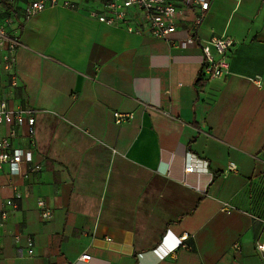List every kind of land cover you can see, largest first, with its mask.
I'll return each mask as SVG.
<instances>
[{"label":"crops","instance_id":"obj_1","mask_svg":"<svg viewBox=\"0 0 264 264\" xmlns=\"http://www.w3.org/2000/svg\"><path fill=\"white\" fill-rule=\"evenodd\" d=\"M208 1L189 43L193 9L156 39L91 17L105 0L27 20L17 0L10 102L34 111L36 144L0 170L15 202L0 264H264V0ZM215 36L236 43L208 80L197 40ZM8 83L1 71L0 97Z\"/></svg>","mask_w":264,"mask_h":264},{"label":"built area","instance_id":"obj_2","mask_svg":"<svg viewBox=\"0 0 264 264\" xmlns=\"http://www.w3.org/2000/svg\"><path fill=\"white\" fill-rule=\"evenodd\" d=\"M84 0H25L21 10L24 20L48 9L56 7H66L79 9ZM181 4H176L171 0H105L104 10L99 13L96 9L89 10L91 17L100 22L113 26H124L127 31L148 33L156 39H169L176 31V18L178 15L186 13L189 9L195 11L191 22L188 42H194V33L202 24L206 12L209 8L208 0H179ZM5 5L0 14V72L4 71L9 76V83L5 87V92L0 97V170L6 166H18L25 159H30L35 147V114L30 108L24 105H13L10 102L11 90L18 85V77L15 73V50L23 47L19 36L15 31L17 0H5ZM236 41L228 36H215L207 40H197V45L201 49L202 77L210 80L225 76L228 73L229 62L228 53ZM117 122H121L125 117L132 118V115H122L113 113ZM25 143L20 146V142ZM40 164L32 165V171H39ZM230 170L235 169L234 163L228 165ZM192 167L186 168L191 170ZM26 171L23 176H27ZM16 189V188H15ZM19 191H15L14 197L20 198ZM15 207L12 199H0V227L9 215L10 208ZM40 209V216L43 220L50 218V212L45 207L43 200L37 201ZM186 235L178 238L176 244L184 245ZM0 233V249H1ZM28 246L32 245L30 237L27 238ZM175 244V245H176ZM255 249L264 257V232L256 241ZM169 250H163L161 255H167ZM32 248L28 249V254L32 253ZM90 255L83 253L79 260L87 261Z\"/></svg>","mask_w":264,"mask_h":264}]
</instances>
